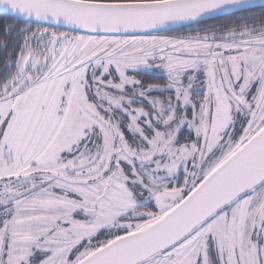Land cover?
Masks as SVG:
<instances>
[{
  "label": "snow or ice",
  "instance_id": "6c2138e0",
  "mask_svg": "<svg viewBox=\"0 0 264 264\" xmlns=\"http://www.w3.org/2000/svg\"><path fill=\"white\" fill-rule=\"evenodd\" d=\"M0 264H264V0H0Z\"/></svg>",
  "mask_w": 264,
  "mask_h": 264
}]
</instances>
